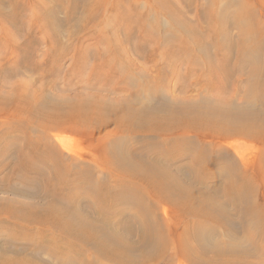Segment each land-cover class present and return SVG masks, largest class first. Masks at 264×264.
I'll return each mask as SVG.
<instances>
[{"label":"bare ground","instance_id":"1","mask_svg":"<svg viewBox=\"0 0 264 264\" xmlns=\"http://www.w3.org/2000/svg\"><path fill=\"white\" fill-rule=\"evenodd\" d=\"M109 1L89 0L83 6L86 17L81 15L77 23L81 26L82 19L84 23H103ZM186 1L130 0V13L125 10L117 16L122 18L124 43H129L130 23L135 35V21L137 39L142 40L138 49H148L146 61L159 67L148 100L142 98L148 86H139L138 92L121 90L118 93L123 96L115 99L109 98L112 92L102 88L108 84L113 88L126 78L131 79L129 73L119 72L118 61L127 55L119 47L115 48L117 52L100 50V63L92 70L90 79L98 86L91 94L82 92L68 100H51L46 94L38 99V95L20 90L9 96L0 95V113L26 116L34 119L33 125L37 127L82 136L86 147L96 152L90 161L82 158V163L92 162L114 182L112 185L100 181L89 168L77 172L63 165L60 155L45 144L44 134L43 144L38 141L40 130L34 141L21 127L19 132L23 136L18 139L23 141L25 150L18 146L15 135L5 132L0 136V158L10 156L13 160L5 177H17L24 184L39 187L27 189L30 192L26 193L36 202L21 204L0 199V216L7 221L0 226L14 230L35 225L56 232L58 238L52 241L53 234L43 232L39 239L44 241L49 236L52 244L46 248L36 245L39 250L45 248L52 261L24 252V248L3 244L0 264H258L250 261V253L240 247L245 239L257 235L264 240V21L256 16L255 5L247 1L234 6L237 10L233 18L226 21L219 0H205L202 6L206 9L200 6L201 12L195 4L196 21L200 23L197 29L202 35L184 20L165 28L160 17L174 14L180 18L171 7L179 3L184 6ZM193 1L196 0H191L192 4ZM121 2L114 0L112 11L119 10ZM73 3L65 16L66 25L75 19L83 1ZM144 4L149 10L142 8ZM0 6V22L19 33L11 16ZM40 18L36 17L39 20L33 25L34 30L50 28L49 43L53 47L63 46L64 34L58 31V22ZM72 27L66 31L69 35L76 30ZM103 37L97 40L99 44L103 45L108 38ZM33 42L31 37L30 45ZM12 49L17 50L16 45ZM213 57L218 59L217 64ZM128 62L135 71L140 66ZM178 62L189 64L185 74L196 78L194 84L203 83L194 96L181 101L166 99L155 85L162 81L166 68ZM30 131L35 134L36 127L30 126ZM122 134L159 136L160 142L143 139L133 147L127 140L129 146L122 147L118 140ZM54 139L63 142L61 137ZM234 143H247L253 156L244 158L237 154ZM229 146L238 161L225 149ZM248 148L242 147L244 151ZM9 162H1L0 167ZM132 181L138 182L141 189L132 188ZM137 194L145 195L146 201L135 200ZM43 197L48 200L40 201ZM86 201L90 208L81 205ZM148 202L151 204L147 205ZM158 208L162 217L156 212ZM232 211L237 215L234 221ZM210 225L221 231L222 235L215 240L210 238L215 235L211 234ZM238 232L243 233L244 239L237 237ZM86 256L90 258L87 261Z\"/></svg>","mask_w":264,"mask_h":264},{"label":"rangeland","instance_id":"2","mask_svg":"<svg viewBox=\"0 0 264 264\" xmlns=\"http://www.w3.org/2000/svg\"><path fill=\"white\" fill-rule=\"evenodd\" d=\"M12 1L13 0H10V1L0 0V5H2V10H4V12H6L7 14L11 16V19L13 20L15 25L20 29L19 33H16V31L10 28V26L5 25L0 22V95L1 96H9V94H13L12 91L17 92V90L23 91L27 95L29 94L38 95L39 96L38 99H40V96L42 94H46L51 100L74 99L76 95L82 94V92L85 94H89V93L91 94L97 89V86H98L96 84H93L90 81V79H92V76H91L92 70H94L95 67L99 65L100 63L99 62V59H100L99 54L101 53L100 50L105 51L109 49L111 51L117 52L115 48L119 47L118 48L119 51L121 52L124 51L127 54L125 56L126 57L125 59L120 58L121 60L118 61V65L120 64L119 65L120 68L118 67L119 72L124 73L126 75L129 73L131 79L128 81L126 78L125 80H123V82L120 83V85L117 84V86L113 88L110 84L105 85L106 87L102 86V88L104 89V91L109 90L108 92L110 93L112 92L109 98L115 99V98H119L120 96H123L121 95L123 93H118L119 91L122 92L121 90L130 91V90L135 89V91L138 92L140 91L139 86L140 87L148 86L146 90H144L145 92L143 91L142 98L143 100L149 99L150 92L153 91V89L151 88L152 87L151 85L152 84L154 85L153 81L158 76L157 74H158L159 67L151 64L149 61H146V58L149 54L148 49H145V50L138 49V45L139 43L140 44L142 43V40L137 39L136 33L138 32V29H137V24L134 21L135 18L133 19L134 21L133 28L135 30L136 36L133 35V31L131 32L132 23H130V29H129L130 33H129V38H128L129 43L125 44L124 41L122 40V36L124 32L122 31L121 29L122 27L120 26V23L122 22V18L117 17L118 14L123 13L125 10L126 11L130 10L129 9L130 7L128 6L130 0H122L120 8L117 11H112L111 5L114 3V0L109 1L107 6L105 7V9L106 8L108 9H106V12L105 11L103 12L104 13L103 18H106L103 22L105 24L100 22L99 24L95 25L92 21H91L92 23H89V22L84 23V20L82 19V25H81L82 28L80 26V23L79 22L77 23V20L81 18V15L82 17L85 15L86 17V13H85L86 10L83 6H85L89 0H74L76 3L77 2L80 3L81 1H83V4H82V8H77L78 10H77V14L75 15V19H73V21H71L70 24H67L68 26L64 23V21H65V16L67 12L70 11L74 5L73 0H14V2L15 1L18 2V3H15V5H14V2L12 3ZM245 1L255 5L254 8L256 10V16L259 18V20L264 21V7H263L264 5L262 4L264 0H219V8L226 13L225 15L226 21H231L230 19L233 18L232 15H234L235 11L237 10L236 8L237 5L241 3H246ZM27 3L28 5L29 4L31 5L27 6ZM130 3L132 4V2ZM186 3L189 6H186ZM186 3L184 4V6L182 3L181 4L179 3L178 5L175 6L174 4L171 7L173 13L176 10L177 12H179L178 15L180 14L179 15L180 18H178L176 15L173 14L170 17L162 16L160 17V20L162 24L165 26V28H168V29H170L171 26L176 24V21H180V20H184L186 22L189 21L190 25L194 26V29L197 31V34L200 35L202 32L198 31V29L200 28V23L196 21L195 7L196 5L197 6L199 5V12L202 11L200 10V6L203 7L202 9H206L205 6H202L204 5L205 0H196V1H193V4L191 3V0H187ZM148 4L150 6V3ZM10 5H13V6H10ZM14 6H16L17 8H15ZM39 6L44 7L45 10H41V7L39 8ZM48 7H50L52 10L56 9L55 10L56 12L55 11L53 12ZM57 7L59 8V10H60V7H61V10L62 9L63 10L59 11ZM23 8L26 10H24ZM142 8L144 10H149L146 4H144ZM49 13H53L52 16H50ZM54 13L57 16V18L54 15ZM128 13L130 12L128 11ZM44 14L48 16H45ZM38 16L42 17L40 18V20L43 19L45 21L48 19L49 21L51 20L54 22L55 21L58 22V25L56 24V27L59 28L58 31L62 33V35L64 34L63 37L61 36L62 37L61 43L63 46H60V48H58L56 47V45H54L55 47H53L52 44L49 43L50 37L48 36H51L50 34H52V30L50 28L48 29L49 31L46 28H43L42 30L40 28H37V30H34L36 29V27H34L33 25H36L35 22L39 20V19H36V17L39 18ZM32 21H34V24ZM130 22H131V19H130ZM101 23L103 25H101ZM72 24H74V26L77 24L78 25L75 26L74 28L72 27ZM69 26L74 28V30L76 29L77 32L75 30L74 32L71 33L72 35H69L66 32L68 31ZM79 26H80V29L82 30L77 29ZM30 28H32L33 31ZM29 29L31 30V32ZM235 33L236 31H233L234 35ZM33 35H34V38H33ZM103 35L106 36V38L108 37L107 38L108 44L106 43L107 39H106V42L103 43V45L97 42V40L99 38H102ZM31 37L32 39H34V42L30 45ZM35 43L37 44L35 45ZM13 45H16L18 51L12 49ZM49 46H51L52 48ZM23 52H25L26 54L25 53L21 54ZM57 52H59L60 55H56ZM213 59H214V63L217 64L218 59H216V57H213ZM124 60H125V63H124ZM128 60L131 62L133 61L134 66H136V63H138L137 65H140L138 68L134 67L136 71L134 69L129 68L130 63L128 62ZM188 65L189 64L187 63L182 65L179 62L176 63L175 65L171 64L170 66L166 68V74L161 76L162 81H159L157 79L159 83L155 85L156 86L158 85L157 90L160 93H162L163 97H165L166 99L175 98L176 100L181 101V100H184V98H188V97L195 95L197 88H200V86H202L203 83L200 81L197 84H194V81L196 80V78L190 77L185 74L186 72L185 67H187ZM203 68L204 70H207V66H204ZM126 80H127V83H126ZM91 83L93 85H90ZM144 95L146 96L148 95V96L146 97ZM237 103H239V101H237ZM8 115H9L8 111H2L0 113V136L3 135L7 131L11 132L13 135L16 136L15 139H16V142H18V146L20 145V148L22 150H25L26 147H24L23 141L18 139L19 136L21 135L23 136V134L20 133L22 131L21 129L24 128L25 131L23 133L28 134L34 141H36V138L38 139L39 135L41 134V138L40 140L38 139V141H40V143L43 144L44 142L43 138L45 137V140H46L45 144L50 146V149L52 150L53 153H56L58 156L60 155L59 157L63 165L68 166L73 171L75 170L77 172H79L82 169L89 168L90 169L89 171L92 173V175L95 178H98L100 181H105V182H108L109 184L114 185V182H112L108 176L104 177L102 172L98 168H96V166L93 165L92 162L90 163L87 161V162L82 163V158L89 160L92 154L96 153V152H93V150L90 147H86L87 145L85 141L82 140L81 138L82 136L80 137V136L73 135V134L60 133L58 131H55L54 129L52 130L51 128H48L47 129L48 131H47L45 128H41L39 125L38 127L36 125H33V123L35 122L34 119H31V118L28 119L26 116H23V117H11L10 116L9 117ZM30 126L33 128L34 126L36 127L35 134L31 133ZM39 130L41 132H39ZM37 132H39L40 134ZM42 134H44L43 135L44 137H42ZM131 135L130 134L119 135L118 136V140L120 142L119 146L121 145L122 147L123 145L127 146L128 145L127 142H128L129 145L131 144L133 147L134 146L137 147L143 139L144 140L146 139L154 140L156 141V143L160 142V139L158 138L159 136L146 137L143 135H134V134H131ZM53 136L54 137L57 136L58 138L61 137L63 142H60V143L57 142ZM233 145H234L233 149L235 148L236 153L241 155L242 157L249 158L250 156H253V155H250L253 149L252 147L248 148L247 143H241V144L234 143ZM242 147H246L250 150L244 151ZM225 149L228 151V153H230L231 157H233L234 160L238 161L237 157L231 151L230 146ZM10 155L11 157H13L14 151H12ZM2 159L3 158H0V163L1 162L6 163L9 161L10 162L5 167H0V199L5 200V201H14L16 203H21V204L36 202V201L31 200L28 194L26 193L30 192L27 189L35 190L39 186H34L32 184H24L21 182V179H18L17 177H7L6 178L5 174L9 171L10 169L9 167L12 166L10 164H13L12 162L13 160L12 161L10 160V156H9V159L8 157L6 159H3L4 161H2ZM221 161H224V160L221 159ZM131 186L132 188L141 189V185L136 181L134 182L132 181ZM23 189L28 192L23 193L24 192ZM134 199L141 200L144 202L146 201L145 195L143 194H137ZM47 200L48 199L46 197H43V199H41L40 201L46 202ZM83 204L84 206H87L88 208L91 207L87 201L85 203L81 202V205ZM146 204L149 205L151 204V202H148ZM130 210L134 211L133 208H130ZM156 212L158 213L159 217H162L161 216L162 210H160V208H158ZM231 217H232V221H234L235 217H237L234 211H232ZM1 222H4L3 225L7 224L5 217L0 216V223ZM210 226H211L210 230L212 231V233L211 232L210 233L215 234L213 237L212 236L210 237L211 239L215 240L217 236L222 235L221 231L218 229L217 226L215 225H210ZM1 227L3 226H0V246L5 244L7 246L11 245L13 247L24 248L23 249L25 250L24 252H27L33 255L38 254L39 256L42 257L44 261H52L51 258L47 255V250L45 248L49 247L50 244H52L51 242L53 240L56 241L55 237L58 238L56 232L47 231L35 225L28 226V227L19 226L14 230L6 226H4L3 228ZM252 230L253 229H251V232ZM43 232H45L46 235L53 234L52 241L49 242V238H50L49 236H47L44 241H41L39 237H40V234H42ZM242 234H243L242 232H238V234L236 235L237 237L244 239L242 237ZM242 239L240 240L242 241ZM39 241L41 242L39 243ZM224 241H227V240H224ZM36 245H39V246L44 245L45 248H43V250L42 249L39 250L37 249ZM240 248L243 249L245 252L250 253L249 254L250 261H252L253 263L264 264V240L260 236L257 235L254 237V239H249V240L245 239ZM89 259L90 258H88L87 256L84 258L85 261ZM66 261H70V260L66 259ZM73 263L76 264V262H73Z\"/></svg>","mask_w":264,"mask_h":264}]
</instances>
